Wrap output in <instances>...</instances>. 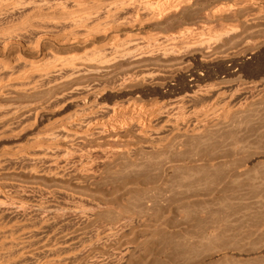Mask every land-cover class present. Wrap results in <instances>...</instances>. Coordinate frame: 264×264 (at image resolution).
<instances>
[{
	"label": "rangeland",
	"instance_id": "obj_1",
	"mask_svg": "<svg viewBox=\"0 0 264 264\" xmlns=\"http://www.w3.org/2000/svg\"><path fill=\"white\" fill-rule=\"evenodd\" d=\"M93 1H104L108 5L113 0L67 1V10H72L69 21L61 16L60 11L52 9L56 13L51 12V19L56 18V22L50 19L51 24H55L51 28L57 27L53 30L60 32L52 30L57 35L54 33V37L48 36L41 42L43 49H40L48 52L46 54L51 50L61 55H80V70L65 79L62 75L70 74V70L55 75L53 77L58 81L51 77L52 83L46 81L36 92L14 86L0 95L1 229L21 223L33 227L25 235L24 240L28 242L23 245L26 247L6 243L7 248L4 249L0 242V264H47L45 262L52 254L51 264H264V0H179V5L176 0H172L169 7H178L169 11L171 15L165 7L164 10L159 9L161 12L156 10L158 19L151 20L142 28L138 27V23L153 14L148 10L147 15V10L133 5L132 0H123L127 8L119 10V17L114 20L116 23L110 22L111 28L107 33L97 34L86 41L83 37L85 27L81 23L74 27L71 18L74 20L76 17L88 16L94 10L91 8ZM72 2H87L90 6L76 8ZM180 2L185 3V6ZM22 6L18 5L14 10L11 8L10 12L1 14L5 16L3 18L0 15V20L3 19L1 23L15 22L20 25L23 23L22 18H25L24 21L33 18L32 14L28 15L31 8ZM105 8L102 9L104 13L100 14L101 20L105 19L104 14L108 12ZM11 16L14 18L11 19ZM122 23L127 24L125 26ZM233 28L237 30L232 33ZM229 30V35L224 36ZM127 32L140 36L143 34L146 38L159 34V45L162 44L159 47L176 45L171 49L172 53L166 56L157 52L149 53L151 51L148 48V53H143L142 57L130 55L119 58L121 56L110 51L108 58L115 56L116 59L112 58L113 63L110 60L100 65L81 60L85 49H91L97 42H106L118 35L126 36ZM216 32H224V37L221 34L222 37L218 38L220 34ZM215 37L218 41H211ZM207 38L208 42L213 43H207ZM175 39L178 40L175 42ZM142 40L133 43L131 48H135V44H138L137 47L145 46L146 39ZM1 57L8 58L0 53ZM10 61L7 59L6 62ZM18 65L17 68H22L21 63ZM0 73V76L6 77L3 72ZM127 75L131 78H127ZM14 80L4 79L3 82ZM137 83L138 86L135 85ZM208 87L214 88V94L209 96L204 93L205 97L202 95V101L199 102L201 107L209 108L219 90L227 92L223 99L227 108L230 107L227 119L216 122V119L213 118V121L211 118L212 121L207 122L211 120L208 119L203 123L215 130L223 141L218 150L223 155L219 159L221 174L199 191L174 195L175 198L160 195L151 201L143 194L148 183L152 182L150 179L155 176L153 163L158 160L159 152L141 146L145 145L146 138L134 124L123 128L126 131L116 127L114 131L121 133L125 140L118 142L108 137L114 131L108 135L99 131L107 123L105 117L110 115V110H104L99 105L90 110L96 115L90 111L87 114L79 111L97 101L111 106L121 105L122 102L127 104L138 92H142L144 101H150L148 104H153L152 107L163 112L159 114L160 118H166L173 112L172 105L177 98L194 89L202 88L205 91ZM168 88H173V91ZM37 91L42 93L38 95ZM40 97L44 99H38ZM88 100L94 104L91 102L89 105ZM82 115L87 116V121L93 120L90 127H86L85 123H76ZM86 132L91 134L87 137ZM39 147L48 153L44 152L42 157H38V151H42ZM46 148L56 150L51 154ZM164 151L168 153V150ZM24 154L28 157L25 158ZM145 156L153 157L152 164L148 165ZM135 162L148 166L145 170L133 171L129 166ZM144 171L148 172V178Z\"/></svg>",
	"mask_w": 264,
	"mask_h": 264
},
{
	"label": "bare ground",
	"instance_id": "obj_2",
	"mask_svg": "<svg viewBox=\"0 0 264 264\" xmlns=\"http://www.w3.org/2000/svg\"><path fill=\"white\" fill-rule=\"evenodd\" d=\"M67 1L69 2L70 0H0V15L3 14L4 12L7 11H11V8L14 10V8L16 6H22V5H28L29 8H31V11L28 12V15L30 16L32 14L33 18L31 19H27L24 21L25 18H22V16H19L20 18H22L23 23H21L20 25L17 23H11L10 20L12 19L11 16L9 22L7 24H4L3 22L1 23V19L0 20V53L4 56L7 55V59H11L10 62H6L7 59H4L5 57H1L0 58V72H3V75L6 77H3L2 75L0 76V95L5 94V90L10 88V87H14V86H18L22 89H26L28 91L30 90H36L40 87H42L46 81L52 83V80H56L57 78L53 77V76H58V74H62L65 71L70 70V74H65L62 75V77H66V76H72L75 72H78L79 69V61L80 59H78L79 56L77 55H61V54H57L56 52H52L50 50L49 54H46L48 52H43V48H41V42L44 38H47L48 36H53L54 33L56 32H60L56 30H53L57 27H53L51 28V25H53L56 22V18L53 20L51 19V12L54 13L55 11H53L52 9H57L59 13H61V16H64L66 18L71 17L70 14V8L69 10H67ZM73 1V0H71ZM109 1V0H108ZM107 1V2H108ZM172 0H132L133 5L135 6H139L142 8H144L145 10H147V15L150 11V13H152L153 15H149L148 18H144L142 19L139 23H138V27L142 28L145 27V25L151 21V20H155L156 15L155 13L157 12L156 10L159 9H163V7H165L164 9L166 11H171V10H176L177 7L173 8L172 6L169 7V5L171 4ZM177 3L179 2V0H176ZM181 1V0H180ZM184 1V0H183ZM182 1V2H183ZM189 1V0H188ZM191 1V0H190ZM189 1V2H190ZM244 0H242L243 2ZM248 1V0H247ZM110 2V1H109ZM180 2V4L184 5L185 3ZM185 2V1H184ZM246 2V0H245ZM74 4V7L76 8H84L87 5L90 6V4L87 2L86 3H81V2H72ZM91 3V2H90ZM126 1L123 0H113L112 2L105 4V2L103 1H93V3H91V8H94V10L90 11L88 16L84 15L80 18L76 17V19L74 18V20L71 18V22H73L74 27L75 25L77 26L78 24H82L85 28L84 29V35L83 37H85L86 41L87 39H91L94 38L95 35L97 34H101L103 32H106L109 28H111L110 22L119 17V10H122L126 5H125ZM188 3V2H187ZM129 4V3H128ZM174 4V3H173ZM189 4V3H188ZM71 5V6H72ZM105 5V6H104ZM107 5V7H106ZM132 5V4H131ZM131 5H128L131 6ZM179 5V3H178ZM187 5V4H186ZM27 6V7H28ZM31 6V7H30ZM68 6H70V3L68 4ZM94 6V7H93ZM185 6V5H184ZM23 7V6H22ZM106 7V8H105ZM134 7V6H132ZM182 8V6H179V8ZM17 8V7H16ZM25 8V7H24ZM66 8L67 11H65L64 9ZM105 8V11H108L107 13H105L104 20L102 19V16L100 15L103 11L102 9ZM127 8V7H125ZM138 8V7H137ZM19 9V8H18ZM22 9V8H21ZM28 9V8H27ZM72 9V7H71ZM75 9V8H74ZM107 9V10H106ZM109 9V10H108ZM135 9V7L133 8ZM163 9V10H164ZM25 10V9H24ZM56 10V11H57ZM125 10V9H124ZM140 10V9H139ZM149 10V11H148ZM181 10V9H180ZM224 10V9H223ZM9 11V12H10ZM18 11V10H17ZM16 11V12H17ZM20 11V10H19ZM28 11V10H27ZM25 11V12H27ZM141 11V10H140ZM156 11V12H155ZM160 11V10H159ZM162 11V10H161ZM160 11V12H161ZM166 11L165 14H166ZM179 11V10H178ZM177 11V12H178ZM23 12V11H21ZM31 12V13H30ZM69 12V13H68ZM124 12V11H123ZM145 12V11H144ZM158 12V14L160 13ZM163 12V13H164ZM172 12V11H171ZM171 12L170 15L172 14ZM176 12V11H175ZM20 13V12H19ZM18 13V14H19ZM56 13V12H55ZM88 13V12H87ZM104 13V12H103ZM121 13V12H120ZM141 13V12H140ZM15 14V13H14ZM22 14V13H21ZM27 14V13H26ZM26 14H23L24 16ZM157 14V15H158ZM219 14V13H218ZM12 15V14H11ZM26 15L28 18L29 16ZM56 15V14H55ZM100 15V16H99ZM142 15V14H141ZM163 15V14H162ZM169 15V14H166ZM3 17V15H1ZM0 16V17H1ZM7 17L9 15H6ZM16 16V17H18ZM23 16V17H24ZM59 16V15H58ZM139 16V14H138ZM15 17V19H16ZM18 17V18H19ZM129 17V16H128ZM137 17V16H135ZM147 17V16H146ZM5 18V16L3 17ZM14 18V17H13ZM62 18V17H61ZM78 18V19H77ZM94 18V19H93ZM7 19V18H6ZM9 19V18H8ZM7 19V20H8ZM13 19V20H15ZM50 19L54 22L53 24H51L52 22L50 21ZM89 19V21L87 20ZM90 19H93V21L90 22ZM158 19V18H156ZM5 20V19H4ZM6 20V22H8ZM21 20V19H20ZM67 21H69L70 19H66ZM65 20V22H66ZM86 20V21H85ZM101 20V21H99ZM126 20V19H125ZM129 20V19H128ZM161 20V19H160ZM17 21V20H15ZM19 21V20H18ZM60 21V20H59ZM58 21V22H59ZM98 21V22H97ZM118 21H120L118 19ZM5 22V23H6ZM57 22V23H58ZM112 22V23H113ZM135 22V21H134ZM152 22V21H151ZM155 22V21H154ZM56 23V24H57ZM64 23V22H63ZM116 23V22H115ZM130 23V20H129ZM71 24V23H70ZM70 24H66V25H70ZM123 25L126 26L127 23H122ZM55 25V24H54ZM60 25V24H59ZM58 25V26H59ZM61 26V25H60ZM149 26V25H148ZM219 26V24H218ZM236 26V25H235ZM69 27V26H68ZM78 27V26H77ZM66 28V27H65ZM73 28V27H72ZM133 28V27H132ZM232 28V27H231ZM77 29V28H76ZM80 29V28H79ZM78 29V30H79ZM82 29V30H83ZM224 29V28H221ZM234 31L232 30V33L235 32V30H237V28H233ZM56 32H53V31ZM62 30V29H60ZM72 30V29H71ZM76 30V33H79V31L82 30ZM126 30V29H125ZM130 30V29H129ZM226 30V29H225ZM65 31V29H64ZM78 31V32H77ZM111 31V30H110ZM218 31V30H216ZM72 32V31H71ZM109 32V31H108ZM114 32V31H113ZM131 32V31H129ZM214 32V31H213ZM227 32V31H226ZM107 33V32H106ZM128 33V32H127ZM133 33V32H132ZM187 33V32H186ZM218 33V32H216ZM224 32H219L218 35L220 34V37L218 36V38H221L223 36ZM228 33H230V30L227 33H224V36L229 35ZM60 34V33H59ZM83 34V32H82ZM215 34V33H214ZM214 34H210V35H214ZM222 34V36H221ZM55 35V34H54ZM57 35V33H56ZM143 35V34H142ZM140 36L139 34L136 35L135 34H131L128 33V35H124V36H116L115 38H110L108 41L106 42H97L96 46H94L91 49H85V52L82 53L83 56L81 57V60H83V62H92V63H108L110 60L112 62L113 59H115V56H111V58H108V53L110 51H114L117 56H121L119 58H122V56H128L130 57V55H133L131 57H134V55H141L146 52V49L148 50V48H150L149 53H161L163 55H169L170 53H172L171 49H173V47H175V45L172 47L170 46H162L159 47L161 45H159L158 38L160 37L158 35L155 36H151V37H143ZM145 35V33H144ZM153 35V34H152ZM176 35V34H175ZM178 35V34H177ZM190 36V34H187ZM205 35V34H204ZM203 34L202 36L205 37ZM217 35V34H216ZM78 36V34H77ZM105 37V34L103 35ZM139 36V37H138ZM146 36V35H145ZM186 36V35H185ZM207 36V35H206ZM209 36V35H208ZM223 36V37H224ZM54 37V36H53ZM56 37V36H55ZM172 37V36H171ZM170 37V38H171ZM214 37V36H213ZM34 38V39H33ZM57 38V37H56ZM65 38V37H63ZM176 38V37H175ZM182 38V37H181ZM188 38V37H186ZM218 38H213L211 39V41L214 39ZM66 39V38H65ZM73 39V38H72ZM71 39V41H72ZM78 39V38H76ZM81 39V38H80ZM79 39V40H80ZM141 39L142 42L146 39L145 43L143 45L145 46H138L135 44V48H131V45L133 43H138ZM161 39V38H160ZM167 39V38H166ZM165 39V40H166ZM174 39V38H173ZM173 39H171L173 41ZM184 39V37H183ZM205 39V38H204ZM203 39V40H204ZM224 39V38H222ZM162 40V39H161ZM168 40V39H167ZM170 40V39H169ZM170 40V41H171ZM178 39H175V42ZM181 40V39H179ZM188 40V39H187ZM202 40V41H203ZM221 40V39H219ZM76 41V40H75ZM78 41V40H77ZM83 41V40H82ZM153 44V42H155ZM185 41V40H184ZM200 41V40H199ZM205 41V40H204ZM209 39L207 38V43L212 44L213 42H208ZM63 42V40H62ZM74 42V41H72ZM167 42V41H166ZM174 42V41H173ZM187 42V41H185ZM201 42V41H200ZM222 42V41H221ZM60 43V42H59ZM64 43V42H63ZM158 43V44H157ZM163 43V42H162ZM178 43V42H177ZM203 44L204 42H201ZM200 43V44H201ZM155 44L158 46L157 48H154ZM168 44V42H167ZM198 44V43H197ZM215 44V42H214ZM164 45V44H163ZM166 45V43H165ZM196 45V44H194ZM188 46V45H187ZM191 46V45H190ZM133 47V46H132ZM156 47V46H155ZM178 47V46H177ZM41 48V49H40ZM179 48V47H178ZM44 49L46 50L47 48L44 47ZM56 49V48H55ZM177 49V48H175ZM42 51V52H40ZM176 51V50H175ZM27 53V54H26ZM148 53V52H146ZM145 53V54H146ZM177 53V52H176ZM179 53V52H178ZM145 54L143 56H145ZM174 54V53H173ZM114 55V54H113ZM149 55V54H148ZM153 55V54H150ZM114 57V58H113ZM113 58V59H112ZM125 58V57H123ZM137 58V57H136ZM170 58V57H169ZM118 59V58H117ZM132 59V58H130ZM116 60V59H115ZM120 60V59H119ZM123 60V59H122ZM129 60V59H128ZM163 60V59H162ZM9 61V60H8ZM166 61V60H165ZM114 62V61H113ZM112 62V63H113ZM197 62V61H196ZM18 63L22 64V68H17L19 65ZM91 63V64H92ZM125 64V63H124ZM123 64V66H124ZM18 65V66H17ZM101 65V64H100ZM111 65V64H110ZM114 65V64H113ZM196 65V64H195ZM21 66V65H20ZM19 66V67H20ZM201 66V65H200ZM99 67V66H98ZM104 67V66H103ZM120 67V66H119ZM17 68V69H16ZM85 68L87 69V67L85 66ZM84 68V71H85ZM97 68V66L95 67ZM181 68V67H179ZM193 68V67H192ZM99 69V68H98ZM115 69H117L115 67ZM4 70L6 72H9L8 75L4 74L6 72H4ZM95 70V69H94ZM100 70V69H99ZM114 70V69H113ZM139 70V69H138ZM89 71V70H88ZM140 71V70H139ZM138 71V72H139ZM142 71V70H141ZM98 72V71H97ZM110 72V71H109ZM133 72V71H132ZM147 72V71H146ZM152 73L154 71H151ZM150 72V73H151ZM149 73V72H148ZM2 74V73H0ZM100 74V73H99ZM98 74V75H99ZM135 74V73H134ZM142 74V73H141ZM183 74V73H182ZM194 74V73H193ZM59 75V76H60ZM130 75V74H129ZM139 75V74H138ZM136 74V76H138ZM143 75V74H142ZM155 75V73H154ZM124 76V75H123ZM131 76V75H130ZM144 76V75H143ZM149 76V75H148ZM53 77V79L51 78ZM141 77V76H138ZM151 77H153V75H151ZM150 77V78H151ZM196 77V76H195ZM198 77V76H197ZM196 77V78H197ZM61 78V76H60ZM127 78H131L128 77ZM135 78V76H134ZM145 78V76H144ZM144 78H142L144 80ZM4 79L6 80H12L15 79L14 82H7L4 83ZM62 79V78H61ZM65 79V78H64ZM67 79V78H66ZM125 79V78H124ZM141 79V80H142ZM146 79V78H145ZM152 79V78H151ZM127 80V79H126ZM125 80V81H126ZM129 80V79H128ZM127 80V81H128ZM142 80V82H144ZM182 80V79H181ZM185 80V79H184ZM58 81V79H57ZM60 81V80H59ZM123 81V80H122ZM140 81V80H139ZM195 81V80H194ZM193 81V83H194ZM61 82V81H60ZM58 82V83H60ZM65 82V80H64ZM63 82V83H64ZM137 82V81H135ZM141 82V81H140ZM138 82V83H140ZM150 82V81H149ZM155 82V81H154ZM67 83V82H65ZM64 83V84H65ZM123 83V82H122ZM126 83V82H125ZM138 83L135 84L138 86ZM147 83V82H146ZM61 84V83H60ZM155 84V83H154ZM158 84V83H157ZM196 81H195V83ZM134 85V83H133ZM132 85V86H133ZM149 85V84H148ZM57 86V85H56ZM61 86V85H60ZM78 86V85H77ZM75 86V89L76 87ZM141 86V84H140ZM184 86V85H183ZM192 86V85H191ZM199 86V85H198ZM197 86V87H198ZM83 87V86H82ZM80 87V88H82ZM92 87V86H91ZM105 87V86H104ZM107 87V86H106ZM142 87V86H141ZM157 87V86H156ZM167 87V86H166ZM171 87V86H170ZM173 87V86H172ZM177 87V86H176ZM187 87V85H186ZM190 87V86H189ZM188 87V88H189ZM195 87V85H194ZM192 86V88H194ZM214 87V86H212ZM46 88V87H45ZM52 88V87H50ZM55 88V87H54ZM53 88V89H54ZM98 88V87H97ZM102 88V87H101ZM108 88V87H107ZM154 88V86H153ZM152 88V90H153ZM178 88V87H177ZM49 89V88H47ZM74 89V88H73ZM93 89L94 86H93ZM106 89V88H105ZM130 89V88H129ZM149 89V88H147ZM151 89V88H150ZM169 90L173 88H168ZM176 89V88H175ZM181 89V88H180ZM197 89V88H196ZM204 89V88H203ZM43 90V89H42ZM41 90V91H42ZM50 90V89H49ZM62 90V89H61ZM88 90V89H87ZM92 90V89H91ZM143 90V89H142ZM156 89L154 88V91ZM160 90V89H158ZM182 90V89H181ZM188 90V89H187ZM223 90V89H222ZM21 91V90H20ZM45 91V90H44ZM51 91V90H50ZM66 91V90H65ZM95 91V90H93ZM92 91V92H93ZM141 91V90H140ZM145 91V90H144ZM221 91V90H219ZM217 92V95H215L213 97L214 100H212V104L209 106V108L204 109V107L200 104L202 101L201 100V96H204V93L208 94L209 96L213 95L214 93V88H210L208 87V89H206L205 91L202 90V88L197 89V90H193L189 93L184 94L183 96H179L180 98H177V100L173 103L172 105V113L171 115L167 116L166 118H160L161 115H159L161 112V110H158L157 108L152 107L153 104H148L150 103V101L145 102L143 97L142 92H138L137 96H135L134 98L130 99L128 101V103L125 105L123 102L121 105H108V103H104L103 102H95L97 103H93L92 101L89 102L88 100V104L90 105V103L92 102V104L94 105H90L87 106V108H82V110H79L81 113L85 112L87 114L88 111H90L91 109H95V106H99L102 105L100 107H102L104 110H110L111 113L109 112L110 115L106 116V124H102V129L99 130L100 132L102 131L103 134H111V132H113L114 130H117L116 127H122L123 128H129V125L131 126V124H134V127L137 128V130L141 133V135H144V138H146L145 141V145L141 144L142 147H148L153 151L159 152L157 158L158 160L155 161L153 163V170H154V175L152 179V182L148 183L149 186L145 188V190L143 191V194L146 195V198H149L151 201L154 200L155 198L159 197L160 195H166L167 197H171V198H175L174 195H184V194H189V193H194L199 191L201 188H203L204 186L209 185L210 183L214 182L215 178L221 174V170H222V166H221V162H220V158L223 157V155H221L218 150L220 148V146H222L223 141L219 139L217 132L211 128H207L206 125H203V123H206V120L208 119H216V122H219L217 120L220 119H227L230 115V110L229 108H227L226 106V102L223 99V96L225 93H227L225 91L221 93ZM11 92V91H10ZM36 92V91H35ZM38 92V91H37ZM43 92V91H42ZM40 92V93H42ZM61 92V91H60ZM88 92V91H87ZM97 92V91H96ZM103 92V91H102ZM148 92V91H147ZM146 92V93H147ZM156 92V91H155ZM8 93V92H7ZM29 93V92H28ZM38 92V95L40 94ZM51 93V92H50ZM49 93V94H50ZM91 93V92H90ZM162 92H160L161 94ZM164 93V92H163ZM173 93V92H172ZM220 93V94H219ZM25 94V93H24ZM56 94V93H55ZM53 94V95H55ZM148 94V93H147ZM171 94V93H170ZM35 95V94H34ZM37 95V94H36ZM44 95V94H42ZM65 95V94H64ZM85 95V94H84ZM100 95V94H99ZM135 95V94H134ZM145 95V94H144ZM172 95V94H171ZM227 95V94H226ZM225 95V96H226ZM28 96V95H27ZM33 96V95H30ZM45 96V95H44ZM61 97V95H59ZM90 96V95H89ZM93 96H95L93 94ZM163 96V98H166L167 96L169 97V95H160ZM224 96V97H225ZM20 97V96H19ZM39 97V96H38ZM47 97V96H46ZM205 97V96H204ZM32 98V97H31ZM34 98V97H33ZM43 97H40L38 99H41ZM59 98V97H58ZM88 98V96H87ZM44 99V98H43ZM156 99V98H155ZM29 100V99H28ZM37 100V99H36ZM87 100V99H86ZM91 100V98H90ZM41 101V100H40ZM44 101V100H43ZM94 101V100H93ZM127 101V100H126ZM36 102V101H35ZM125 102V101H124ZM200 102V103H199ZM3 103V102H2ZM29 103V102H28ZM34 103V102H33ZM37 103V102H36ZM153 103V102H151ZM172 103V102H171ZM47 104V103H46ZM49 104V103H48ZM47 104V105H48ZM119 104V103H118ZM124 104V105H123ZM1 105V104H0ZM6 105V104H5ZM16 105V104H15ZM19 105V104H17ZM87 105V104H86ZM85 105V106H86ZM200 105V106H199ZM45 105H43L44 107ZM5 107V106H4ZM16 107V106H15ZM20 107V106H19ZM42 107V106H41ZM84 107V106H83ZM1 108V107H0ZM45 108V107H44ZM202 108L204 110H202ZM17 109V108H14ZM13 109V110H14ZM43 109V108H42ZM81 109V108H80ZM12 110V109H11ZM12 110V111H13ZM38 110V109H37ZM40 111V110H39ZM44 111V110H43ZM76 111V110H75ZM78 111V112H79ZM16 112H18L16 110ZM78 112H75V115H78ZM11 113V112H10ZM89 113H92L91 111ZM15 114V113H13ZM92 114H95L92 113ZM108 114V113H107ZM74 115V114H73ZM74 115V116H75ZM96 115V114H95ZM92 116V115H90ZM3 117V116H2ZM1 117V118H2ZM109 117V118H107ZM70 118H72V116H70ZM80 118V117H79ZM97 118V117H96ZM95 118V119H96ZM102 118V117H101ZM104 118V121H105ZM87 116L82 115L81 119L76 122L77 124L79 123H85L86 127H90L91 122L93 121H87ZM92 119V118H90ZM100 119V118H98ZM208 120L207 122L212 121ZM213 119V121H214ZM33 121V120H32ZM36 121V120H35ZM97 121V120H95ZM103 121V120H102ZM103 121V123H104ZM94 123V122H93ZM202 123V124H201ZM214 123V122H213ZM210 124V123H209ZM5 125V123H4ZM3 125V126H4ZM7 125V124H6ZM32 125V124H31ZM34 125V124H33ZM5 127V126H4ZM26 126L23 125L22 128H24ZM69 127V126H68ZM11 128V126H10ZM98 128V127H97ZM25 129V128H24ZM23 129V130H24ZM6 130V129H5ZM12 130H14L12 128ZM98 130V129H97ZM125 130V129H123ZM9 131V130H6ZM92 131V130H91ZM90 131V132H91ZM95 131V130H94ZM121 131V130H119ZM126 131V130H125ZM10 132V131H9ZM101 132V133H102ZM131 132V131H130ZM135 132V130H134ZM87 133V132H86ZM98 133V132H97ZM115 133V134H114ZM113 135L108 136L110 138H112L113 140H116L118 142H125V140L122 139L121 137V133L119 134V132L117 131V133L114 131ZM125 133V132H124ZM128 133V132H127ZM133 133V132H132ZM139 133V134H140ZM6 134V133H5ZM53 134V133H52ZM76 135V133H74ZM89 134L91 133H87L85 136H89ZM123 134V133H122ZM130 134V133H129ZM49 135V134H48ZM106 135V136H107ZM43 136V135H42ZM87 136V137H88ZM131 136V135H130ZM46 137V136H45ZM48 137V136H47ZM107 138V137H106ZM224 138V137H223ZM222 138V139H223ZM44 139V137H43ZM46 139V138H45ZM51 139V138H50ZM49 139V140H50ZM57 139V138H56ZM122 139V140H121ZM136 139V138H135ZM134 139V140H135ZM35 140V139H34ZM33 140V141H34ZM54 140V139H53ZM130 140V139H129ZM224 140V139H223ZM37 141V140H36ZM40 141H42L40 139ZM133 141V140H132ZM137 141V140H136ZM53 142V141H52ZM113 142V141H112ZM127 143L129 141H126ZM135 142V141H133ZM140 142V141H139ZM225 142V141H224ZM132 143V142H131ZM144 143V142H143ZM114 145V144H113ZM128 146V145H127ZM55 147V146H54ZM130 147V146H129ZM138 147V146H137ZM40 148V147H39ZM38 148V149H39ZM43 148V147H42ZM40 148V149H42ZM49 148V147H47ZM46 151H50L54 152L56 150V148H51L48 149ZM60 147L57 148V150H59ZM145 148V149H146ZM147 148V149H148ZM120 149V148H119ZM143 149V148H141ZM140 149V150H141ZM111 150V149H110ZM114 150V149H113ZM136 150V149H135ZM164 150H168V153H165L166 151ZM35 151V150H34ZM112 151V150H111ZM129 151V150H128ZM45 150L43 151H38V157H42V155L44 154ZM57 152V151H56ZM118 152V151H117ZM126 152V151H125ZM133 152V151H132ZM135 152V151H134ZM31 152H29L30 154ZM48 153V152H45ZM49 153V154H50ZM131 153V151H130ZM37 154V153H36ZM52 154V153H51ZM50 154V155H51ZM136 154V152H135ZM141 154V153H140ZM25 155V154H24ZM131 155V154H130ZM137 155V154H136ZM134 156V155H133ZM25 158L28 156H24ZM138 156H136L137 158ZM148 158L147 161L148 165H150V163L152 164L153 162V157L151 156H145V158ZM225 157V156H224ZM37 158V157H36ZM135 158V159H136ZM133 159V160H135ZM4 160V159H3ZM2 160V161H3ZM6 160V158H5ZM132 160V161H133ZM139 160V159H138ZM223 161V160H222ZM5 162V161H3ZM2 163V162H1ZM148 165H144V164H139V163H133L130 164V169H132L133 171H137V170H145L147 168ZM146 177L148 178V172L144 171L143 172ZM150 176V174H149ZM149 180V179H148ZM165 196V197H166ZM174 196V197H172ZM2 221H0L1 223ZM20 222V221H19ZM15 223V222H14ZM18 223V222H17ZM21 223V222H20ZM28 223V222H27ZM6 224V223H5ZM3 225V224H2ZM9 225V224H8ZM12 225V224H11ZM33 225V224H32ZM34 226V225H33ZM1 224H0V242L3 243L4 245V249L7 248L5 247V244L8 243L7 245H11V244H27L25 242V235L32 231L31 225L26 224V223H21V224H16L13 227H7L8 229L2 228L1 229ZM16 233V235H14ZM10 234V235H9ZM28 238V236H27ZM27 240V239H26ZM10 243V244H9ZM6 245V246H7ZM23 245V246H24ZM1 247V246H0ZM3 247V246H2ZM26 247V246H24ZM14 248V247H13ZM9 249V248H8ZM12 249V248H11ZM10 249V250H11ZM21 249V248H19ZM23 249V248H22ZM2 249L0 248V251ZM7 250V249H6ZM25 250V249H24ZM23 250V251H24ZM3 252V251H2ZM15 252H16V248H15ZM13 252V253H15ZM22 252V251H21ZM1 253V252H0ZM5 253V251H4ZM10 253V252H9ZM8 253V255H9ZM7 254V253H6ZM12 255V253H11ZM10 256V255H9ZM8 256V257H9ZM51 258H48L46 260L45 263L47 264H51L53 263L52 260V255H50ZM55 256V255H54ZM1 258V257H0ZM45 261V260H44ZM61 262V261H60ZM55 263V261H54Z\"/></svg>",
	"mask_w": 264,
	"mask_h": 264
}]
</instances>
